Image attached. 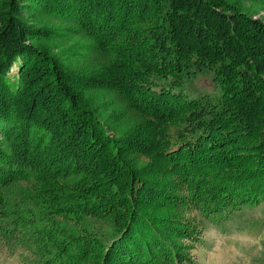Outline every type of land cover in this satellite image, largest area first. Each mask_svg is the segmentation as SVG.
Here are the masks:
<instances>
[{
	"label": "trees",
	"instance_id": "1",
	"mask_svg": "<svg viewBox=\"0 0 264 264\" xmlns=\"http://www.w3.org/2000/svg\"><path fill=\"white\" fill-rule=\"evenodd\" d=\"M262 12L264 0H0V253L197 264L191 212L222 226L263 205ZM89 219L114 229L109 244Z\"/></svg>",
	"mask_w": 264,
	"mask_h": 264
},
{
	"label": "rangeland",
	"instance_id": "2",
	"mask_svg": "<svg viewBox=\"0 0 264 264\" xmlns=\"http://www.w3.org/2000/svg\"><path fill=\"white\" fill-rule=\"evenodd\" d=\"M262 17L264 12L257 15V18ZM12 73L17 74L18 68L15 67ZM201 86L207 92L214 93L208 80L202 81ZM30 186L25 181L19 183L8 191V200H20V189ZM191 218L204 226L201 243L193 250L197 264H264V204L234 213L222 226L210 223L197 212H191ZM64 223L75 231H81L73 221L66 220ZM85 227L100 235L105 244H109L116 235L111 226L101 221L89 219ZM29 256L28 251L20 245L5 248L0 253V264H34Z\"/></svg>",
	"mask_w": 264,
	"mask_h": 264
}]
</instances>
